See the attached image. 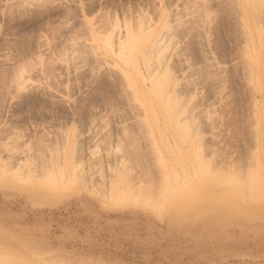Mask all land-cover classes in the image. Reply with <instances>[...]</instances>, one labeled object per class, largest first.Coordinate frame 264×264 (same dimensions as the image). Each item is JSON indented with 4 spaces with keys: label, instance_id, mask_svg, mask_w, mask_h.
Wrapping results in <instances>:
<instances>
[{
    "label": "rangeland",
    "instance_id": "1",
    "mask_svg": "<svg viewBox=\"0 0 264 264\" xmlns=\"http://www.w3.org/2000/svg\"><path fill=\"white\" fill-rule=\"evenodd\" d=\"M262 89L264 0H0V264H264Z\"/></svg>",
    "mask_w": 264,
    "mask_h": 264
},
{
    "label": "crops",
    "instance_id": "2",
    "mask_svg": "<svg viewBox=\"0 0 264 264\" xmlns=\"http://www.w3.org/2000/svg\"><path fill=\"white\" fill-rule=\"evenodd\" d=\"M54 49V50H53ZM10 53H11V60L13 62V64H15V66H18V64H25L28 60L34 58L33 55H31L30 51H28L26 48L24 47H18V46H13L9 48ZM53 51V52H52ZM57 48H51V52L57 54ZM37 52V51H35ZM53 56V54H52ZM51 56V59H52ZM15 67H12V69Z\"/></svg>",
    "mask_w": 264,
    "mask_h": 264
},
{
    "label": "bare ground",
    "instance_id": "3",
    "mask_svg": "<svg viewBox=\"0 0 264 264\" xmlns=\"http://www.w3.org/2000/svg\"><path fill=\"white\" fill-rule=\"evenodd\" d=\"M258 1H259V0H258ZM260 1H261V0H260ZM130 39H131V38H130ZM125 40H126V39H125ZM125 42H126V41H125ZM133 44H134V43H133ZM123 48H125V47H123ZM128 48H130V47H128ZM121 49H122V46H121ZM123 50L126 51L127 48H126V49H123ZM123 50H121L122 52H121V54H119V56L122 55L121 58H122V57H123V58H126L127 56H126V57L124 56L125 54H124ZM127 51H130V50H127ZM130 54H131V53H130ZM130 54H129V55H130ZM256 66H257L256 71H258V72H259V71L262 72V68H263V66L261 65V63L258 62V63L256 64ZM258 74H259V77H262V75H261L260 73H258ZM163 83H164V82H163ZM262 90H263V89H262ZM263 91H264V90H263ZM263 91H262V92H263ZM167 97H168V96H167ZM168 100H169V98H168ZM173 102H174V103H172V106L175 104V101H173ZM180 105H181V104H180ZM178 106H179V105H178ZM179 108H180L181 111H182V107H179ZM180 109H178V110H180ZM170 113H171V112H170ZM169 115H170V114H169ZM176 117H177V116H176ZM259 142H260V141H259ZM197 156H198V154H197ZM215 177L217 178V176H215ZM216 178H215V179H216ZM220 178H221V176H220ZM218 179H219V178H218ZM224 179H225V178H224ZM226 179H227V178H226ZM226 179H225V180H226ZM220 180H221V179H220ZM225 180H223V182H224ZM221 182H222V181H221ZM239 182L241 183L242 181H239ZM239 182H238V183H239ZM246 184H247V183H246ZM236 187H237V186H236ZM245 187H247V186H245ZM242 189H243V188H242ZM242 189H241V190H242ZM247 189H248V188H247ZM247 189L245 188V190L249 192V190H247ZM150 191H151V192H150ZM147 192H150V193H147ZM147 192L145 191V193H147V194H145V197H146V196H150V198H151V197L153 196V195L151 194V193H152V189L149 190V191H147ZM242 192H244V191H242ZM242 192H240V193H242ZM166 193H167V192H166ZM249 193H250V192H249ZM253 193H254V191H253ZM221 194H223V193H221ZM238 194H239V193H238ZM245 194H246V193H245ZM245 194H244V195H245ZM250 194H251V193H250ZM151 195H152V196H151ZM231 195H232V194H231ZM247 195H248V194H247ZM163 196H164V195H163ZM163 196H161V197L163 198ZM245 196H246V195H245ZM249 196H250V195H249ZM230 197H231V196H230ZM235 197H236V196H235ZM164 198H165V197H164ZM239 198H240V197H239ZM239 198H238V201H237V200L235 201V204L240 203V202H242V201L244 200V199H243V200H242V199L240 200ZM244 198H245V197H244ZM246 198H248V197H246ZM256 198H257V197H256ZM261 198H262V197H261ZM152 199H153V197H152ZM233 199H234V198H233ZM254 199H255V197H254ZM254 199H253V200H254ZM155 200H156V199L154 198V201H155ZM245 200H246V199H245ZM248 200H249V198H248ZM251 201H252V200H251ZM228 202H229V201H228ZM253 202H254V201H253ZM231 203H232V202H231ZM231 203H230V204H231ZM254 203H255V202H254ZM155 204H157V203H155ZM152 207H153V206H152V204H150V203H149V204H147V203L145 204V208H146V209H151V210H152ZM160 207H161V206H160ZM153 208H154V207H153ZM155 209H156V208H155ZM157 210H158V209H157ZM152 211H154V210H152ZM157 213H158V212H157Z\"/></svg>",
    "mask_w": 264,
    "mask_h": 264
}]
</instances>
